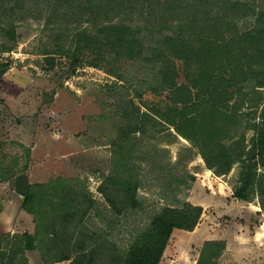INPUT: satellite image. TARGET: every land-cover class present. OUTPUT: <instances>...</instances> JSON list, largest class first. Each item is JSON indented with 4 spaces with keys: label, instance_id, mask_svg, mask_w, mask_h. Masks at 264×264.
<instances>
[{
    "label": "rangeland",
    "instance_id": "rangeland-1",
    "mask_svg": "<svg viewBox=\"0 0 264 264\" xmlns=\"http://www.w3.org/2000/svg\"><path fill=\"white\" fill-rule=\"evenodd\" d=\"M171 1L127 0L122 20L141 30L132 56L112 43L98 48V41L76 51V31L67 26L81 23L77 31L86 27L103 37L94 15L81 17L77 3L21 0L16 42L0 29V48H12L0 51V245L6 249L21 236L22 261L115 264L165 208L195 206L198 223L173 230L159 264H196L207 241L224 242L210 264L264 263V178L261 189L251 183L264 173L254 145L264 106L256 76L264 73V57L240 53L237 78L248 76L245 81L229 82V68L221 69L226 80L217 84L229 92L230 116L222 144L237 159L218 175L202 149L160 115L176 106L164 64H171L178 85H188L187 74L197 68H187L164 43L178 20L152 19ZM178 1L179 9L166 13L194 24L195 44L202 31L220 38L252 32L264 14V0ZM225 1L236 5L226 10ZM192 91L205 104L208 96ZM217 136L210 149L221 142ZM214 156L211 150L219 167L223 161ZM244 183L248 201L234 196Z\"/></svg>",
    "mask_w": 264,
    "mask_h": 264
},
{
    "label": "trees",
    "instance_id": "trees-1",
    "mask_svg": "<svg viewBox=\"0 0 264 264\" xmlns=\"http://www.w3.org/2000/svg\"><path fill=\"white\" fill-rule=\"evenodd\" d=\"M21 0H0V26L1 33L10 42H16L17 33L15 27V11L17 8L22 7ZM67 2L71 5L77 3L80 5V16L83 17L86 12L92 16L94 15L93 25L97 29V33L102 38L94 36L88 29L82 28L77 31L78 25L75 24L69 30L75 29V50L90 49L94 41L99 42L98 48H103L106 44H111L113 48L116 46L124 51L126 55L132 56L136 53L139 46L138 33L141 30L133 28V26L123 19V13L126 10L123 6L127 0H55L57 3ZM131 2V1H129ZM142 2V1H141ZM173 7L166 9L167 13H172L174 9H179L176 3H183V1L174 0ZM170 2V3H171ZM186 4V2L184 1ZM226 10L232 9L236 2L229 3L225 1L222 3ZM122 7V8H121ZM166 12L149 14L148 17H154V21L161 20L164 23L168 21L178 20L177 26L173 36H166L164 43L168 44V49L173 55L181 59L187 68L195 65L197 68L193 74H187L188 85H178L171 74L170 63H165L162 69L163 81L169 84L173 89V101L175 107L168 108L165 112L161 113L165 121L171 124L177 132H179L186 139L196 143L202 149V157L206 164L211 169H215L218 175L225 174L230 171L232 164L236 161L226 146L222 144L223 136L222 131L230 128L227 125L230 120L229 113L225 110L229 101V92L220 90L218 82L226 80L222 76L223 68H229V78L227 81H245L248 76L244 78H237L239 69L242 67V55L262 56L264 57V22L260 14V25L252 32L239 33L229 38H220L215 34H205L202 31L199 34L198 43L195 44L193 23L184 22L182 18H176L178 15L173 14L172 18ZM175 16V17H174ZM120 19V21H116ZM171 19V20H170ZM264 21V19H263ZM173 23V22H172ZM95 39V40H94ZM244 44V45H243ZM0 51L12 49L3 44ZM226 71V70H225ZM1 73H5L1 71ZM221 78V79H220ZM256 87H264V73L256 76ZM192 89H196L195 97L208 96L205 104L195 101ZM178 95L179 98L176 96ZM194 98V99H193ZM181 104L182 106H178ZM225 124V126H224ZM256 137L254 145L258 150V156L264 157V106L261 112V122L255 124ZM221 136L218 142V147H211L212 141L217 135ZM225 138V137H224ZM215 154L214 157L222 159L223 163L219 167H215L210 157V152ZM213 157V156H212ZM241 159V156H239ZM245 164V161H243ZM264 165V161H263ZM264 173L255 174V180L251 183L261 189ZM243 180V179H242ZM244 181V180H243ZM243 186H236L234 188V196L247 200L249 195L245 193ZM31 199L30 192L24 196V204L28 203ZM200 217V210L195 206H188L187 208H165L158 214L151 224L142 231L132 245L127 250L126 254L119 258L115 264H159L167 244L170 240L171 234L175 228L192 230L198 223ZM54 234V233H52ZM57 234V233H56ZM16 241H8L6 249L0 245V264H28L24 262L22 257H18V253L24 252L27 246L24 245V240L21 236H15ZM11 243V244H10ZM10 247V249H8ZM224 247V242L221 241H207L201 251L200 257L196 264H210L213 262L214 257H218ZM69 257H63L60 260H66ZM58 260L48 262L53 264ZM264 264V263H261Z\"/></svg>",
    "mask_w": 264,
    "mask_h": 264
},
{
    "label": "crops",
    "instance_id": "crops-1",
    "mask_svg": "<svg viewBox=\"0 0 264 264\" xmlns=\"http://www.w3.org/2000/svg\"><path fill=\"white\" fill-rule=\"evenodd\" d=\"M260 234H262V233H260Z\"/></svg>",
    "mask_w": 264,
    "mask_h": 264
}]
</instances>
